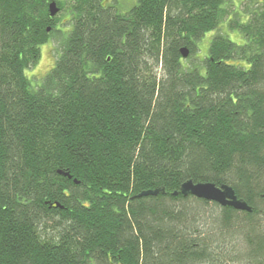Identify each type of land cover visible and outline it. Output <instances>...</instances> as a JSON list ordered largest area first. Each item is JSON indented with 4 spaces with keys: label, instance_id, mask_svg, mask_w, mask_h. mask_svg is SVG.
Returning a JSON list of instances; mask_svg holds the SVG:
<instances>
[{
    "label": "trees",
    "instance_id": "obj_1",
    "mask_svg": "<svg viewBox=\"0 0 264 264\" xmlns=\"http://www.w3.org/2000/svg\"><path fill=\"white\" fill-rule=\"evenodd\" d=\"M130 3L0 0V264H264V0Z\"/></svg>",
    "mask_w": 264,
    "mask_h": 264
},
{
    "label": "water",
    "instance_id": "obj_2",
    "mask_svg": "<svg viewBox=\"0 0 264 264\" xmlns=\"http://www.w3.org/2000/svg\"><path fill=\"white\" fill-rule=\"evenodd\" d=\"M48 11L51 18L58 14L59 10L55 2H52L49 5ZM181 55L183 58H186L187 52L185 50H181ZM58 174L71 179L68 173L58 172ZM159 194L165 195V189L160 188L153 191H144L136 197L157 196ZM179 195L184 198L194 197L209 203H215L223 208L228 207L236 211H243L247 213L251 212V208L244 201L237 199L234 191L225 185L217 187L210 183H193L192 181H188L183 183L177 192L171 194L173 197H177Z\"/></svg>",
    "mask_w": 264,
    "mask_h": 264
},
{
    "label": "rangeland",
    "instance_id": "obj_3",
    "mask_svg": "<svg viewBox=\"0 0 264 264\" xmlns=\"http://www.w3.org/2000/svg\"><path fill=\"white\" fill-rule=\"evenodd\" d=\"M58 1L61 4H63L65 7L66 2L68 0H58ZM116 1L120 3L117 5V8L121 13L126 12L125 10L128 7H132L134 5V1H133L131 6L130 3L131 0H116ZM57 17L59 18V22L61 26L58 31L60 36L63 38L66 36L68 30L67 27H69L70 22L68 23V20L70 19V16L69 13L61 12L57 15ZM211 37L212 34L205 35L203 40L200 42V44L198 45V47L200 48V53L198 54L197 58L200 59V57L206 55L207 48L210 42L209 40ZM229 38L233 42H237V41L239 42V37L237 33L229 34ZM58 41H60V37H56V38L54 37L50 41H48V43L40 47V59L37 65L31 68L30 70L26 71V76L29 77L32 81L35 82L40 81L44 77V75L48 73L50 69L53 67L56 59L57 50L59 49ZM48 233L51 234L52 233L51 230H49Z\"/></svg>",
    "mask_w": 264,
    "mask_h": 264
}]
</instances>
